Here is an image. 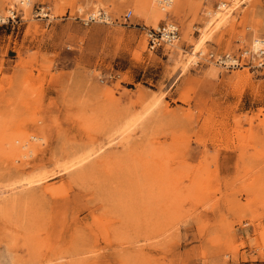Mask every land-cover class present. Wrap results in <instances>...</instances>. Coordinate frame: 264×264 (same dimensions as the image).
<instances>
[{
    "label": "rangeland",
    "instance_id": "obj_1",
    "mask_svg": "<svg viewBox=\"0 0 264 264\" xmlns=\"http://www.w3.org/2000/svg\"><path fill=\"white\" fill-rule=\"evenodd\" d=\"M19 1L0 0V264H264V68L205 57L264 37V0L207 29L214 0ZM164 21L180 40L152 52Z\"/></svg>",
    "mask_w": 264,
    "mask_h": 264
},
{
    "label": "built area",
    "instance_id": "obj_2",
    "mask_svg": "<svg viewBox=\"0 0 264 264\" xmlns=\"http://www.w3.org/2000/svg\"><path fill=\"white\" fill-rule=\"evenodd\" d=\"M174 0H156L159 9L167 11L172 5ZM229 6L228 0H214V10L223 11ZM34 17L38 20H44L51 22L54 18L51 15L50 8L45 5H38L33 10ZM132 10H127L123 14V21L126 22L130 19ZM16 14L12 11L11 18H15ZM84 25L90 23H109L110 16L108 12L103 8H97L87 13L81 18ZM148 40V50L156 52L161 48L175 46L180 40V30L176 23L171 21H164L157 25V27H151L146 30ZM248 47L241 48L237 54L222 53L219 54L214 51H209L205 54L207 60L211 61L216 66L225 69L239 68L242 66L264 68V37L256 38ZM200 52L198 56H202Z\"/></svg>",
    "mask_w": 264,
    "mask_h": 264
},
{
    "label": "bare ground",
    "instance_id": "obj_3",
    "mask_svg": "<svg viewBox=\"0 0 264 264\" xmlns=\"http://www.w3.org/2000/svg\"><path fill=\"white\" fill-rule=\"evenodd\" d=\"M30 0H20L19 2L21 3V5H24V4H28ZM154 2H156V0H154ZM233 10V9H232ZM9 12H11V10H9ZM154 14L156 13L157 14V22L160 21L162 18L161 17V13H158V11L156 9L153 10ZM214 17L210 20L209 24L205 27L206 29L214 22H216V24H219L221 21H223L227 16H229V13H231L229 10H223V11H214ZM160 18V19H159ZM159 19V20H158ZM203 34H205V32H203ZM207 35V34H206ZM204 36V35H203ZM202 38V36H201ZM256 39V38H255ZM208 39H206V36H204V38L202 40H200L201 42L196 45L193 49H194V52L191 53V55H195V53L197 52L196 50H198L202 45H204V43H206ZM257 42V39L256 41ZM259 42V41H258ZM257 42V43H258ZM26 144H29L28 142H26L24 145L22 146H26ZM32 150L29 149L28 152H31ZM45 177V176H44ZM39 180H41L39 178ZM45 180V179H43ZM33 181V180H32ZM40 182V181H38ZM31 182H28V184H30ZM5 193V192H4Z\"/></svg>",
    "mask_w": 264,
    "mask_h": 264
}]
</instances>
